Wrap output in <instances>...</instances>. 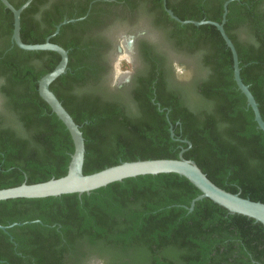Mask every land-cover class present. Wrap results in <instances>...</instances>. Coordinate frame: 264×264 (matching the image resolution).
Listing matches in <instances>:
<instances>
[{"label": "trees", "instance_id": "16d2710c", "mask_svg": "<svg viewBox=\"0 0 264 264\" xmlns=\"http://www.w3.org/2000/svg\"><path fill=\"white\" fill-rule=\"evenodd\" d=\"M9 1L16 8L26 2ZM41 1L34 0L21 15L24 43H44L63 20L87 13L69 10L52 17L44 11L35 20L30 14ZM226 1L182 0L174 7L167 0V8L182 20L222 22ZM98 4L85 19L63 25L51 38L69 53L67 72L50 88L81 126L84 174L124 161L177 159L183 147L184 157L216 185L264 203V132L237 87L233 55L217 27L182 25L155 1L156 24L169 43L193 55L196 70L169 87L164 70L158 73L151 65L137 80L134 95L126 97L92 80L95 67L84 49L82 30L97 23L93 12ZM228 10L225 30L238 52L243 82L264 118V32L255 3L235 0ZM13 29V13L0 1V189L65 176L74 152L70 132L39 94V80L61 56L20 49L11 41ZM241 29L248 30L257 47L243 49L237 36ZM200 193L185 177L160 174L115 182L81 197L0 201V225L24 223L8 233L0 229V264H16V257L22 264H64V254L77 259L86 247L105 258L129 256L132 264H215L211 254L221 253L218 238L224 234L264 242L261 223L231 214L209 198L189 211ZM15 243L20 256L13 253Z\"/></svg>", "mask_w": 264, "mask_h": 264}, {"label": "flooded vegetation", "instance_id": "af4514ba", "mask_svg": "<svg viewBox=\"0 0 264 264\" xmlns=\"http://www.w3.org/2000/svg\"><path fill=\"white\" fill-rule=\"evenodd\" d=\"M155 1L157 4L162 3L165 9V0H42L30 17L39 19L44 11L53 17L62 11L87 9L85 19L93 6L99 3L93 12V19H97V23L89 24L82 30V41L86 47L84 49L90 54L88 60L95 67L96 75L92 76V80L101 84L104 90L111 94L130 97L134 95L137 80L149 72L151 65L158 73L164 70L169 87L172 81L184 79L190 71L187 64L179 61L163 43L161 34L148 28L147 20L155 21V16L159 15L157 12L159 7L155 6ZM181 1L171 0V4L175 7ZM247 1L255 3V13L264 32V0ZM122 23L125 24V28L120 27ZM249 32L253 33L251 30ZM237 36L243 49L250 50L253 45L258 46L256 42L249 41L246 29H241ZM34 222L41 223L40 220ZM57 224L54 223L51 227ZM60 227L61 224L57 230ZM60 240L61 244H65L63 235L60 236ZM218 240L221 253L214 251L211 254L215 264H264V242L261 240H243L226 234L220 236ZM16 249L15 243L13 253L20 256L21 253L15 252ZM82 251L77 259L72 258V254H64V264H132L129 256L124 259H112L102 257L97 252L91 253L87 247ZM157 256L162 257L161 254ZM15 260L16 264H22L21 259L16 257ZM173 264L184 263L175 261Z\"/></svg>", "mask_w": 264, "mask_h": 264}, {"label": "water", "instance_id": "95a60500", "mask_svg": "<svg viewBox=\"0 0 264 264\" xmlns=\"http://www.w3.org/2000/svg\"><path fill=\"white\" fill-rule=\"evenodd\" d=\"M5 8L9 9L14 16V29L11 41L25 51H54L60 54L61 60L53 71L44 75L39 80V94L42 99L51 107L53 113L63 122L67 130L70 132L74 152L71 155V160L68 166V172L65 176L60 178H52L46 182L35 184L22 183L16 187L0 189V201L10 199H39L47 197H59L67 194H78L81 197L83 194L90 195L93 191L106 187L115 182H122L129 178H135L146 175H160V174H178L188 179L196 188L200 190V195L194 198L189 207L193 211L198 201L204 198H209L219 206L227 209L231 214H239L248 218L254 219L255 222L261 223L264 226V203L260 201H253L249 198L242 197L239 193L229 192L214 182L202 171L198 164L186 159L184 153L187 148L181 147L179 157L177 159H148L136 161H124L117 165L107 167L91 174H84L83 167L86 155V146L81 126L78 125L70 113L63 106L56 94L51 90V84L61 75L67 72L69 53L62 46L52 43L51 38L59 34L63 25L68 23H75L81 21L84 17L78 19H65L57 25L55 32L47 37L46 41L41 44H27L24 43L21 37V15L34 0H26V2L19 8L14 7L9 0H0ZM234 0H227L224 3V13L222 22L212 20H182L174 14L171 9L166 6L165 9L169 16L182 25L193 24L195 26L214 25L221 33L227 46L230 48L234 61V80L238 89L245 95L247 105L254 112V119L257 122L258 128L264 132V118L260 112L259 104L256 101L250 87L243 82L241 77V67L238 52L233 41L228 36L225 30V23L228 14V6ZM171 135L174 137L175 133L173 125L170 127ZM191 146V142L183 140ZM15 225H23L21 223H14L9 226L0 225V229L8 233V229ZM11 239L13 240L12 236Z\"/></svg>", "mask_w": 264, "mask_h": 264}, {"label": "rangeland", "instance_id": "374dc122", "mask_svg": "<svg viewBox=\"0 0 264 264\" xmlns=\"http://www.w3.org/2000/svg\"><path fill=\"white\" fill-rule=\"evenodd\" d=\"M147 24L149 29L156 30L161 34L163 43L168 47L170 51H172L175 54V56H177L179 61L187 64V67H189L192 72L196 70V60L193 58V55H191L190 53H186L183 50L176 47L175 45H173L172 43H169V41L166 40L165 33L161 32L160 28L158 27L155 21L148 19ZM120 27L125 28L126 26L125 24L122 23L120 24ZM1 101H2V97L0 95V105H1Z\"/></svg>", "mask_w": 264, "mask_h": 264}]
</instances>
